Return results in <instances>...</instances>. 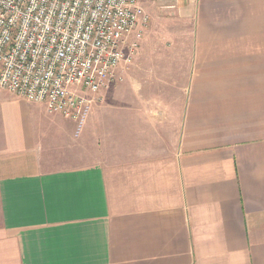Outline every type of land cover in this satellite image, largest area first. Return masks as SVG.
<instances>
[{"label": "crops", "instance_id": "0c3cea01", "mask_svg": "<svg viewBox=\"0 0 264 264\" xmlns=\"http://www.w3.org/2000/svg\"><path fill=\"white\" fill-rule=\"evenodd\" d=\"M160 4L192 25L168 153L65 159L0 90V264H264V0Z\"/></svg>", "mask_w": 264, "mask_h": 264}, {"label": "built area", "instance_id": "2783aa9c", "mask_svg": "<svg viewBox=\"0 0 264 264\" xmlns=\"http://www.w3.org/2000/svg\"><path fill=\"white\" fill-rule=\"evenodd\" d=\"M149 21L138 0H0V90L77 121Z\"/></svg>", "mask_w": 264, "mask_h": 264}, {"label": "rangeland", "instance_id": "374dc122", "mask_svg": "<svg viewBox=\"0 0 264 264\" xmlns=\"http://www.w3.org/2000/svg\"><path fill=\"white\" fill-rule=\"evenodd\" d=\"M138 1L150 21L131 64L122 66L108 87L86 93L91 103L77 121L50 114L45 106L40 114L49 139L65 144V159L127 162L174 148L180 117L172 109L183 101L192 25L156 0Z\"/></svg>", "mask_w": 264, "mask_h": 264}]
</instances>
